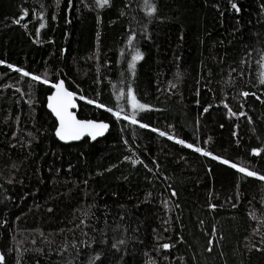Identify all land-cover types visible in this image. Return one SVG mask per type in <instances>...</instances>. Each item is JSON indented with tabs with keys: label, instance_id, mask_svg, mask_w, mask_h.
<instances>
[{
	"label": "trees",
	"instance_id": "obj_1",
	"mask_svg": "<svg viewBox=\"0 0 264 264\" xmlns=\"http://www.w3.org/2000/svg\"><path fill=\"white\" fill-rule=\"evenodd\" d=\"M263 70L264 0H0L3 264H264Z\"/></svg>",
	"mask_w": 264,
	"mask_h": 264
},
{
	"label": "water",
	"instance_id": "obj_2",
	"mask_svg": "<svg viewBox=\"0 0 264 264\" xmlns=\"http://www.w3.org/2000/svg\"><path fill=\"white\" fill-rule=\"evenodd\" d=\"M46 109L57 122L55 137L65 146L89 140L91 144L106 138L110 125L105 122L85 121L78 117L79 103L72 92L67 89L64 80L60 79L53 92L47 98ZM4 256L0 252V264Z\"/></svg>",
	"mask_w": 264,
	"mask_h": 264
},
{
	"label": "rangeland",
	"instance_id": "obj_3",
	"mask_svg": "<svg viewBox=\"0 0 264 264\" xmlns=\"http://www.w3.org/2000/svg\"><path fill=\"white\" fill-rule=\"evenodd\" d=\"M263 76H264V70H263ZM130 104L132 106L133 109L135 110H145V107L140 105L136 98H135V95L133 92H130ZM131 122H135L134 119H129Z\"/></svg>",
	"mask_w": 264,
	"mask_h": 264
},
{
	"label": "bare ground",
	"instance_id": "obj_4",
	"mask_svg": "<svg viewBox=\"0 0 264 264\" xmlns=\"http://www.w3.org/2000/svg\"><path fill=\"white\" fill-rule=\"evenodd\" d=\"M56 124H57V122H56ZM240 171H241V169H240Z\"/></svg>",
	"mask_w": 264,
	"mask_h": 264
}]
</instances>
